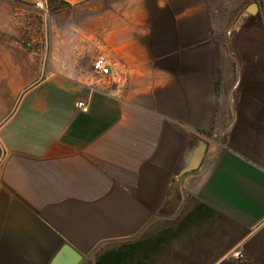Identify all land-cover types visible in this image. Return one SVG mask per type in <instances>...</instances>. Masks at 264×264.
Listing matches in <instances>:
<instances>
[{
	"label": "crops",
	"instance_id": "0c3cea01",
	"mask_svg": "<svg viewBox=\"0 0 264 264\" xmlns=\"http://www.w3.org/2000/svg\"><path fill=\"white\" fill-rule=\"evenodd\" d=\"M36 1L0 0V264H264V0Z\"/></svg>",
	"mask_w": 264,
	"mask_h": 264
},
{
	"label": "rangeland",
	"instance_id": "374dc122",
	"mask_svg": "<svg viewBox=\"0 0 264 264\" xmlns=\"http://www.w3.org/2000/svg\"><path fill=\"white\" fill-rule=\"evenodd\" d=\"M9 2H15V1H9ZM102 2L103 0L85 1V2H68L64 0H42V1L38 0L35 2V6L37 7V9L42 11V13H46L47 19L45 21L48 22L49 26L51 25L55 28L67 27L66 31L69 33H73L76 32L74 30L76 29L77 26L76 23L78 21V18L80 17V14H82L83 12L87 13L89 11L92 12L93 10L102 9ZM251 2H253V0H230V3L227 4L225 1L214 0L213 5L217 10L224 12L225 16H227L226 14L229 13L230 11L232 12V11L244 9ZM16 28L17 30L15 35V42L13 44L10 43V45L16 47L21 45L23 48L27 49V20L24 19L17 20ZM48 34H49V39L44 41V43H46L44 45V47L46 46V50L44 51V56H47V59L44 62L48 63V62H56L57 60H60V61H64L63 63L66 64L68 62L71 63L73 59L68 58L65 61L64 58L58 57L60 56L61 53H57L56 51L52 50L53 44L51 43L50 40V32H48ZM25 52L27 53V51ZM99 58H102V56H98V58L92 57L91 63L92 61L94 63V60L95 59L97 60ZM88 60L89 57L80 60L81 65L77 63V68L79 65V67H81L82 69V65H83L88 69L89 67ZM91 66L93 69L94 65ZM45 70L47 71V67Z\"/></svg>",
	"mask_w": 264,
	"mask_h": 264
},
{
	"label": "water",
	"instance_id": "95a60500",
	"mask_svg": "<svg viewBox=\"0 0 264 264\" xmlns=\"http://www.w3.org/2000/svg\"><path fill=\"white\" fill-rule=\"evenodd\" d=\"M248 11L253 13L256 11V7L252 6L249 8ZM206 149H207V145L202 142L193 150L191 157H190V160H189L187 166L185 167V169L183 170L182 174L196 171L199 168V166L201 165V162L205 156ZM69 249L70 248L65 245L61 252H66V251L72 252L75 255V257L72 260L71 264H78L79 261L81 260V257L78 254H75L71 249L70 250Z\"/></svg>",
	"mask_w": 264,
	"mask_h": 264
},
{
	"label": "built area",
	"instance_id": "2783aa9c",
	"mask_svg": "<svg viewBox=\"0 0 264 264\" xmlns=\"http://www.w3.org/2000/svg\"><path fill=\"white\" fill-rule=\"evenodd\" d=\"M8 1H16V0H8ZM94 70L103 76H107L110 73V68L103 58H99L94 62ZM75 107L81 110L82 112H88V108H89L88 104L82 100L76 102ZM232 257L235 260L243 259V256L240 252L234 253Z\"/></svg>",
	"mask_w": 264,
	"mask_h": 264
}]
</instances>
